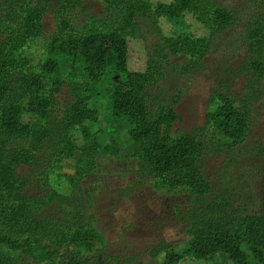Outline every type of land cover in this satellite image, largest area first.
I'll list each match as a JSON object with an SVG mask.
<instances>
[{
    "label": "trees",
    "instance_id": "obj_1",
    "mask_svg": "<svg viewBox=\"0 0 264 264\" xmlns=\"http://www.w3.org/2000/svg\"><path fill=\"white\" fill-rule=\"evenodd\" d=\"M235 1L110 0L120 10L121 22L102 31L66 35V19L80 0H0V264H122L107 253L80 188L95 170L101 150H120L115 143L102 146L91 130L99 117L91 103L102 95L111 57L119 79L109 89L108 110L139 149V179L148 177L159 189L185 191L190 197L184 216L190 237L186 254L213 261L221 253L232 264H264V199L256 200L247 182L240 190L215 186L205 171L215 157L226 158L229 172L248 157L253 160L244 176L264 177V170L259 171L264 148L245 145L264 96V0ZM50 13L61 15L60 34L50 38L44 60L35 65L26 52L45 35ZM138 16L158 34L146 44V58L132 43L147 39ZM187 17L207 34L192 32V26L183 34L163 30V23ZM221 48L241 60L234 73L242 80L241 92L218 91L211 102L219 112H209L206 125L173 136L175 123L182 121L175 105L183 89L172 97L149 90L165 89L166 70L190 74ZM180 54L188 61L173 64L171 57ZM66 59L72 67L65 73ZM27 113L41 118L40 130L23 122ZM218 119L222 137L212 127ZM73 132L81 133L82 145ZM67 160L75 172L56 174L54 186L53 171ZM85 240L100 244L93 255L73 249ZM161 246L163 264H177L181 256L172 245Z\"/></svg>",
    "mask_w": 264,
    "mask_h": 264
},
{
    "label": "rangeland",
    "instance_id": "obj_2",
    "mask_svg": "<svg viewBox=\"0 0 264 264\" xmlns=\"http://www.w3.org/2000/svg\"><path fill=\"white\" fill-rule=\"evenodd\" d=\"M80 1L69 16L67 15L69 27L66 35L102 31L122 21L118 18H121V15L116 3L111 5L107 3L110 0ZM166 1L153 0V2ZM60 17L61 15L50 13L44 22L45 35L32 42L27 49L26 53L34 60L35 65L44 60L46 45L50 38L60 34ZM144 20L143 17H136L140 26L146 29V41L132 39V43L141 55L144 53L146 58L145 46L154 43L158 34L154 32L151 23ZM191 26L192 32L202 36L207 34V30L191 17L185 20L177 18L170 23H163V30L183 34ZM227 52L224 48L219 49L206 58L202 68L190 74L179 76L168 69L165 71L167 76L165 89L160 91L157 87L149 90L152 93L158 92V94H167L172 97L178 89H183L184 94L180 102L175 105L182 121L175 123L173 136H177L180 131L192 132L206 125L208 113L219 112V109L211 102L212 95L218 91H234L238 94L241 92L242 80L234 78L241 60ZM187 61L188 57L185 54L171 57V62L175 65H182ZM114 62V58L111 57L109 67L102 78V95L97 103H91V106L99 112L98 120L91 124V130L96 133L102 146L115 143L120 150L118 154L101 150L100 156L96 159L95 170L84 178L80 186L85 192V199L90 202L87 214L92 215L94 228L100 239L107 243V253L121 260L122 264H163L165 252L162 251L161 245L170 243L174 253L181 256L177 264H232L228 257L221 253L217 254L213 261L197 260L186 254L190 237L189 224L184 216H186L185 212L191 208L189 195L185 191L168 193L157 188L155 182L145 176L139 179L136 173L139 168L137 160L139 149L132 145L126 127L108 110L109 89L112 83L119 79ZM62 67L63 72H69L72 60H63ZM231 67H235L232 72L229 70ZM258 106L257 117L245 142L246 147L255 151L258 148H264V96ZM23 122L33 130H40L43 125L40 117L28 113L23 115ZM220 123L221 119H218L212 123V127L218 136L222 137ZM72 136L78 146L83 144L80 132H73ZM252 160L247 157L245 162L229 172L225 168L224 156L212 158L207 162L206 177L215 186L231 185L237 190H240L247 182L257 195L255 199L260 201L261 198L264 199V177L252 180L251 175L244 176L247 173L245 169L250 168L249 161ZM260 163L259 171H263L264 155L260 158ZM74 172L72 161H65L53 171L52 184L56 186L55 182H58L56 174H74ZM84 202L86 204V201ZM47 214L48 211H45L43 215ZM99 247L100 244L97 242L85 240L73 246V249L93 255Z\"/></svg>",
    "mask_w": 264,
    "mask_h": 264
}]
</instances>
